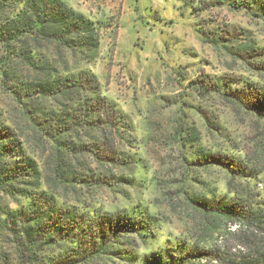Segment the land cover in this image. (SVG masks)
<instances>
[{
    "label": "trees",
    "instance_id": "obj_1",
    "mask_svg": "<svg viewBox=\"0 0 264 264\" xmlns=\"http://www.w3.org/2000/svg\"><path fill=\"white\" fill-rule=\"evenodd\" d=\"M227 4L264 24V0ZM198 32L252 75H200L192 88L262 127L250 147L230 141L216 149L195 126H178L173 137L180 170L165 194L176 195L185 210V232L161 239L159 218L141 201L107 211L79 195L109 191L127 198L125 192L148 183L142 173L147 167L131 143L130 118L101 93L93 73L63 61L65 54L93 61L98 26L63 0H0L1 89L49 143L54 181L65 190L44 186L38 161L0 120V193L15 205L0 207V228L12 246V253L0 252V264H264V45L236 26L223 25L212 36ZM215 118L203 117L209 136L222 134ZM202 170L221 173L223 186L201 181Z\"/></svg>",
    "mask_w": 264,
    "mask_h": 264
},
{
    "label": "rangeland",
    "instance_id": "obj_2",
    "mask_svg": "<svg viewBox=\"0 0 264 264\" xmlns=\"http://www.w3.org/2000/svg\"><path fill=\"white\" fill-rule=\"evenodd\" d=\"M98 26L100 43L97 56L87 61L81 56L63 58L68 68L87 70L100 83L101 93L112 100L132 121V146L138 147L146 170L142 186L118 194L109 191L79 192L94 207L107 211L141 201L161 222V239L185 232V210L176 195L173 177L180 170L178 145L173 133L180 124L193 125L203 142L216 149L230 141L250 147L260 136L261 124L254 117L231 110L213 96L200 95L191 81L200 75L221 76L239 73L251 77L247 66L206 42L198 30L218 34L223 25L249 32V37L264 45V24L245 11H235L222 0H63ZM0 47V54H1ZM63 64L62 61L58 65ZM210 115L222 134L209 136L203 117ZM0 120L10 125L29 153L38 161L44 186L56 193L65 190L54 181L50 145L24 118L23 106L1 89ZM85 140L86 137H83ZM201 181H212L221 188L224 177L213 170L197 173ZM195 185L201 188L200 183ZM66 199L75 204L73 193ZM9 197L0 193V207L14 208ZM1 223V221H0ZM183 232V233H182ZM133 240V239H132ZM220 242V241H219ZM232 243V242H231ZM12 253L11 238L0 228V252ZM141 252L143 248H138ZM95 264H123L98 261Z\"/></svg>",
    "mask_w": 264,
    "mask_h": 264
}]
</instances>
